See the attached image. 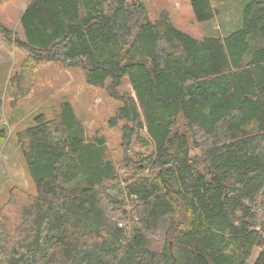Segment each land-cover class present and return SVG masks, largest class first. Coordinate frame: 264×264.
Returning a JSON list of instances; mask_svg holds the SVG:
<instances>
[{
	"label": "trees",
	"instance_id": "1",
	"mask_svg": "<svg viewBox=\"0 0 264 264\" xmlns=\"http://www.w3.org/2000/svg\"><path fill=\"white\" fill-rule=\"evenodd\" d=\"M190 8L197 23L219 12ZM241 12L201 38L144 0H30L22 34L0 22L23 53L13 102L41 64L77 69L119 101L107 126L121 136L114 158L68 101L15 131L31 188L0 196V264H264V0Z\"/></svg>",
	"mask_w": 264,
	"mask_h": 264
},
{
	"label": "rangeland",
	"instance_id": "2",
	"mask_svg": "<svg viewBox=\"0 0 264 264\" xmlns=\"http://www.w3.org/2000/svg\"><path fill=\"white\" fill-rule=\"evenodd\" d=\"M151 20L157 18L161 10H167L175 28L201 38L209 33H226L241 25L242 7L250 0H211L218 14L205 22L194 19L190 0H144ZM29 0H0V22L13 32L22 34L19 18L23 5ZM0 127L7 130V139L0 146V196L3 197L11 184L31 188L23 160L15 144L17 129L29 127L34 118L42 113L53 118L61 111V103L72 104L77 118L83 126L87 138L103 135L108 150L114 158L120 156L119 128L107 126V120L113 116L120 105L119 101L109 97L104 88L88 85L77 69L57 64H41L36 73L35 88L23 99L12 101L9 96V78L20 69L23 53L14 44L7 45L0 37ZM121 91H131L128 76L124 77ZM134 151L145 152L135 145ZM259 249L254 248L249 262H253Z\"/></svg>",
	"mask_w": 264,
	"mask_h": 264
},
{
	"label": "crops",
	"instance_id": "3",
	"mask_svg": "<svg viewBox=\"0 0 264 264\" xmlns=\"http://www.w3.org/2000/svg\"><path fill=\"white\" fill-rule=\"evenodd\" d=\"M30 1V0H29ZM28 2H26L24 5H23V8L21 9V13L25 10L26 6H27ZM20 13V15H21ZM221 34H224V33H221ZM4 59V61H6V59L2 56H0V61H2Z\"/></svg>",
	"mask_w": 264,
	"mask_h": 264
}]
</instances>
